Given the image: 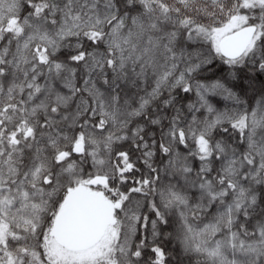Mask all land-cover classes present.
Masks as SVG:
<instances>
[{
	"label": "snow or ice",
	"instance_id": "1",
	"mask_svg": "<svg viewBox=\"0 0 264 264\" xmlns=\"http://www.w3.org/2000/svg\"><path fill=\"white\" fill-rule=\"evenodd\" d=\"M0 264H264V0H0Z\"/></svg>",
	"mask_w": 264,
	"mask_h": 264
}]
</instances>
